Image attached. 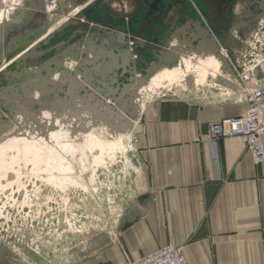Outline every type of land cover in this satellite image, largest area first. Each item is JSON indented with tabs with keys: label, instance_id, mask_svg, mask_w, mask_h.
Here are the masks:
<instances>
[{
	"label": "crops",
	"instance_id": "0c3cea01",
	"mask_svg": "<svg viewBox=\"0 0 264 264\" xmlns=\"http://www.w3.org/2000/svg\"><path fill=\"white\" fill-rule=\"evenodd\" d=\"M177 47L196 66L212 56L186 42ZM130 50L133 61L144 51L142 45ZM257 52L233 43L221 50L225 62L206 68L201 82L194 72L180 80L187 94H159L146 104L132 130L139 166L133 204L117 236L101 241L85 264H126L168 243L183 246L189 264H264V161L255 165L237 138L219 141L218 159L201 141L210 124L244 113L240 75L263 70ZM0 264L15 263L0 257Z\"/></svg>",
	"mask_w": 264,
	"mask_h": 264
},
{
	"label": "water",
	"instance_id": "95a60500",
	"mask_svg": "<svg viewBox=\"0 0 264 264\" xmlns=\"http://www.w3.org/2000/svg\"><path fill=\"white\" fill-rule=\"evenodd\" d=\"M20 3L21 7L9 9L2 24L0 23V67L14 52L27 49L30 51L14 60V71L4 69L2 72L6 86L0 88V134L12 128L16 114L21 111V100L25 107L35 112L40 111L44 103L42 110L53 112L72 105L75 112L89 113L96 125L92 127L86 123L87 121L84 122V118L77 119L74 121L78 123L75 128L77 135L79 133L80 136L88 126L93 129L98 127L103 138L121 137L123 146L124 143L131 145L132 130L140 120L144 107L152 97L158 95L145 87L159 70L163 68L171 70L180 66L182 59L177 54L179 52L177 45L181 41L179 42L177 36L184 37L182 34L192 30L193 32H188V35H185L187 38L182 41L190 48L194 47V51L204 49L223 62L220 57L221 50L227 52L230 50L231 44L238 40V29L243 25L240 21L243 19L242 16H236L232 18L230 28L231 33H234L215 38L200 22L190 21V24L181 28H176L173 22L170 24L173 34L168 37L162 36L160 39L155 35L153 40L157 47L144 50L142 54L136 53V61L131 59L133 53L124 40H118V46L113 48L107 38L99 42L97 37L91 35L84 49L78 42L33 66L26 60L51 52L53 48L42 52L36 50L46 47L55 34L74 27L76 23L71 19L60 23L63 19L62 14L66 13L64 7L66 0H20ZM223 3V0L206 1L210 12L216 11V8L221 11L225 5ZM49 6L52 8L49 9ZM39 12L43 15L41 25L28 28L33 17ZM40 39L42 40L37 43ZM174 40L177 43L172 47ZM107 47L115 63L92 64L88 52L95 48L103 50ZM147 56L151 58L149 62L146 61ZM229 56L232 58L231 53ZM68 57L76 62L73 69H68L64 63ZM23 75H27L29 79L28 83L21 84L26 86L25 97L19 98V95L15 94L16 83ZM27 87L34 91L40 87L41 99L38 103L27 99L29 97ZM44 126L45 123L41 124V127ZM49 128H53V125Z\"/></svg>",
	"mask_w": 264,
	"mask_h": 264
},
{
	"label": "rangeland",
	"instance_id": "374dc122",
	"mask_svg": "<svg viewBox=\"0 0 264 264\" xmlns=\"http://www.w3.org/2000/svg\"><path fill=\"white\" fill-rule=\"evenodd\" d=\"M9 2L8 10L19 3L0 0V6ZM261 20L264 21V12L257 19L240 20L243 25L238 29L236 41L239 45L253 46L258 57L260 49H264ZM189 72H194L197 78V72L191 69L174 82L154 86L155 94H187V88L179 83ZM198 78L196 81L201 82V77ZM27 118V124H18L19 134L32 139L30 131L40 130L41 125L33 117ZM120 139L116 140L119 145L103 151L81 149L77 165L73 166L60 156L65 149L58 151L59 146L53 149L57 153L52 156L53 161L61 158L67 168L72 166L73 170L67 171L84 174L95 170L87 190L79 186L63 190L46 184L40 175L52 171L53 161L48 160L45 152L31 151L24 158L23 152L10 151L7 163L17 176L12 175L11 182L0 179V257L11 258L15 264H85L101 241L115 238L126 209L133 204L139 173L132 142L123 146ZM40 164L47 169L41 171Z\"/></svg>",
	"mask_w": 264,
	"mask_h": 264
},
{
	"label": "flooded vegetation",
	"instance_id": "af4514ba",
	"mask_svg": "<svg viewBox=\"0 0 264 264\" xmlns=\"http://www.w3.org/2000/svg\"><path fill=\"white\" fill-rule=\"evenodd\" d=\"M206 1L66 0L64 5L66 13L62 14V17L73 14L69 19L76 23L75 26L64 29L62 33L55 34L46 47L36 50L42 52L53 48L51 52L41 57L39 55L34 59H27L26 62L33 66L38 65L51 55L76 45L78 42L81 43V48L84 49L91 35L97 37L99 42L107 38L113 48L118 46V40H124L131 49L142 45L143 50H151L155 35L160 39L162 36L168 37L173 34V31L170 30V24L173 22H175L176 28L185 27L191 23L190 21L200 22L213 37L217 38L220 35L231 33L232 18L242 16L245 21H251L257 19L264 12V0H223L225 5L222 6L221 11L216 8V11L212 10V12L207 8ZM99 6L102 7L98 8ZM42 19V13H37L28 28L40 26ZM160 23L163 25L161 26ZM260 26L264 27V21L261 20ZM188 32L191 31L187 30L186 35H188ZM27 51L30 50L14 52L4 62L5 64L1 65L0 88L6 86V81L2 75L3 70L14 71V60ZM5 65L8 66L2 68Z\"/></svg>",
	"mask_w": 264,
	"mask_h": 264
},
{
	"label": "bare ground",
	"instance_id": "6f19581e",
	"mask_svg": "<svg viewBox=\"0 0 264 264\" xmlns=\"http://www.w3.org/2000/svg\"><path fill=\"white\" fill-rule=\"evenodd\" d=\"M18 2H19L18 4L15 3L16 4L15 8L21 7L20 0H18ZM10 5L11 4L9 2V4L3 5L2 7L0 6V23L1 24H2L3 20L5 19L6 12H8V8L10 7ZM51 8H52V6H49V9H51ZM72 15H68V16L63 17V19L60 23H62L63 21L64 22L67 21L69 18L72 17ZM183 42H180V43H183ZM183 48L185 49V47H183ZM189 48H190V46H189ZM95 49H92L90 52H88V55H89V58L91 59L92 64L109 65V64L115 63V61H113V57L110 54V52L107 53V51L109 50V47H107L106 49H103V50H100V49L95 50ZM185 51H186V49H185ZM192 51H194V50H192ZM187 52H189V50ZM198 53L199 52H197V54ZM185 58L182 59L180 66L178 68H174L171 70L163 68V69L159 70L151 78L149 84L145 88H148L152 93H155V87L154 86H161L164 81L174 82L175 80H178V78L181 75H185L191 69L195 70L197 72V74L200 75L201 78H203V77H205L206 70H204L200 66L205 67V68H207V67L218 68L222 64L217 57H213V56H210L204 60H200V66L199 67L201 68V72H202V73H200L199 67L196 66L195 63H192L190 60L185 59ZM3 63H2V65L5 64V63L4 64ZM64 63L66 64V67L68 69H73L74 66L76 65V62L73 61L69 57L65 59ZM7 66L8 65H5L2 68H5ZM229 77H230V75H229ZM197 78H198V76H197ZM197 78L195 80H197ZM233 78H235V77H233ZM28 79L29 78L27 75H23L16 83L17 91L15 92V94L19 95V98L25 97L24 92H25L26 86L21 85V84L28 83ZM55 79H57V76H55ZM198 79H200V78H198ZM39 86L41 87V85H39ZM40 87L39 88L37 87V89H35V91L32 90V88L27 87L29 89V91H28L29 97L27 99L31 100L33 103H36V102L38 103L41 99L40 98ZM44 105H45V103L42 104V106H41L42 109H43ZM20 107H21V111L16 114L15 121L13 123L12 128L9 131H7L6 133L0 134V179H2V180H7V181L11 182L10 180L12 178V175L17 176V173H15L13 171V169L7 163V156H11L10 151H12L13 149H16V153L23 152L22 157H24V158L27 157V153H29L31 151L37 152L40 150V151L45 152L46 154L49 155L48 160L53 161L52 156L57 154V153H55L56 151H53V149H56L57 148L56 146H59L60 150H58V151L65 149L64 154L60 155L61 158L64 160L66 159L65 161L69 162V164H71L73 166V165H77L76 158L78 156V152L81 149H87V150L89 149L90 151H96V150L100 149L103 151L105 148H113V147H115V145L120 144L119 142L116 141L117 139H115L113 137L112 138H103V134L98 127L95 129L92 128L93 126L94 127L96 126L93 123V117L91 115H89V113H87V112H79V111L75 112L74 108H72V105L66 106L62 109H59L58 111L55 110V112H53L52 110L44 111L42 109H40V111L35 112V111H31L30 109L25 107L24 102L20 100ZM27 117H29V118L33 117L34 119H36L38 121V123L40 125L45 123V126L41 127L40 130L30 131V133H32V134H30V136L33 137L32 139L26 135L21 136L19 134L21 132V130H20V128H18L19 127L18 124L19 123L27 124L28 123ZM81 118H84L83 119L84 122L87 121L86 123L89 125L91 124L92 127L88 126L86 128V131L82 132V134H80V136H79V133L77 135L76 129H75L77 127L78 123L77 122L74 123V121H76L77 119H81ZM51 125H53V128H49ZM91 128H92V130H89V131L87 130V129H91ZM68 155H70V156H68ZM61 158L60 159L56 158L53 161V166H52L51 172H49L47 174H41L40 175L42 178H44L46 180V182H47L46 184H50L52 187H57V188H60L63 190L64 189L68 190L69 187L72 188V187H76V186H79V187L87 190L88 182H91V178H92L90 175L92 173L94 174L95 170H88L84 174L82 172L81 173L69 172L67 170L68 169L70 170V168L72 169V166L70 165V168H67L68 165L66 166L65 164H63ZM40 160L41 159L39 158V161ZM81 164H83V163H81ZM38 167L41 171H45L47 169V167L46 168L43 167L42 164H40ZM90 188H92V187H90Z\"/></svg>",
	"mask_w": 264,
	"mask_h": 264
},
{
	"label": "built area",
	"instance_id": "2783aa9c",
	"mask_svg": "<svg viewBox=\"0 0 264 264\" xmlns=\"http://www.w3.org/2000/svg\"><path fill=\"white\" fill-rule=\"evenodd\" d=\"M264 65V56H259L257 66ZM241 92L246 105L240 116L212 123L208 126L201 141L207 145L211 158L219 157V141L224 138H237L250 154L255 165L264 161V66L263 70H252L240 75ZM132 144L136 138H131ZM126 264H189L183 246L168 243L151 255Z\"/></svg>",
	"mask_w": 264,
	"mask_h": 264
}]
</instances>
